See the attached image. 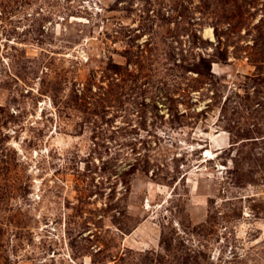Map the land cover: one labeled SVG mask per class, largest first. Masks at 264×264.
Segmentation results:
<instances>
[{
	"label": "rangeland",
	"instance_id": "obj_1",
	"mask_svg": "<svg viewBox=\"0 0 264 264\" xmlns=\"http://www.w3.org/2000/svg\"><path fill=\"white\" fill-rule=\"evenodd\" d=\"M0 264H264V0H0Z\"/></svg>",
	"mask_w": 264,
	"mask_h": 264
},
{
	"label": "bare ground",
	"instance_id": "obj_2",
	"mask_svg": "<svg viewBox=\"0 0 264 264\" xmlns=\"http://www.w3.org/2000/svg\"><path fill=\"white\" fill-rule=\"evenodd\" d=\"M206 36L213 38V32H212V29H208V30L206 31Z\"/></svg>",
	"mask_w": 264,
	"mask_h": 264
}]
</instances>
